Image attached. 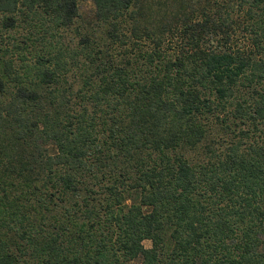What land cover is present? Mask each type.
Returning a JSON list of instances; mask_svg holds the SVG:
<instances>
[{"label":"trees","instance_id":"16d2710c","mask_svg":"<svg viewBox=\"0 0 264 264\" xmlns=\"http://www.w3.org/2000/svg\"><path fill=\"white\" fill-rule=\"evenodd\" d=\"M83 1L0 0V264H264V0Z\"/></svg>","mask_w":264,"mask_h":264},{"label":"rangeland","instance_id":"374dc122","mask_svg":"<svg viewBox=\"0 0 264 264\" xmlns=\"http://www.w3.org/2000/svg\"><path fill=\"white\" fill-rule=\"evenodd\" d=\"M78 12L80 18L84 21H88L92 18L93 13H94V6L90 0H86L83 2H80L78 5ZM22 33H25V31L22 30ZM214 45H216V39L213 40ZM75 81H78V77H73ZM150 242L145 241L144 242V247L149 248L150 247ZM134 264H140L139 262H136Z\"/></svg>","mask_w":264,"mask_h":264}]
</instances>
